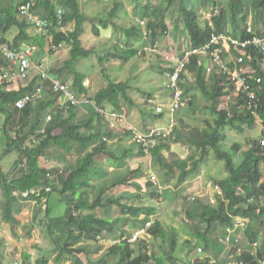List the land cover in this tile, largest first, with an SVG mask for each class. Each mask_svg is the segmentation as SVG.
I'll return each mask as SVG.
<instances>
[{
	"label": "trees",
	"instance_id": "16d2710c",
	"mask_svg": "<svg viewBox=\"0 0 264 264\" xmlns=\"http://www.w3.org/2000/svg\"><path fill=\"white\" fill-rule=\"evenodd\" d=\"M24 1L26 0H22L21 3ZM133 1L140 4V16L146 24V37L149 43L165 37L168 32L165 12L167 13L170 8L175 9L178 14V18L175 20L176 28L180 29V33L189 41L191 47L204 45L212 32L221 33L229 30L232 35L238 36L240 39L252 38L253 35L264 36V0H199L198 5L208 9L209 13L215 7L219 8L218 13L210 19L212 25L208 24V19L203 24L200 23L193 0H163L159 4H154L151 0ZM19 4L0 5V35L2 40L8 41L6 35L15 27L16 32L11 40L12 47L15 48H19L21 42L30 39L27 33L29 23L20 16ZM116 5L106 18L99 17L95 20L90 18L93 21L92 28L95 33H98L100 27L106 28L110 24L113 28H120L110 20L115 14ZM58 8L64 11L65 23L71 21L75 23V28L68 37L54 32L53 29L50 31L53 36V44L58 45L62 41H66L71 45L70 59L66 62V66H70V61L90 54L89 50L82 47L79 38L83 22L89 18L81 14L78 0H36L33 10L42 18L54 23ZM249 20L252 32L247 31L245 27ZM120 30L129 37L138 34L136 26L133 25L120 28ZM47 49L51 53L54 52L49 44ZM205 60L206 58L200 54L192 55L186 66V71L194 77L196 87L206 98L211 100L228 95L233 88L232 86L228 87L229 82L221 72L216 70L215 73L219 76L216 74V76H212L214 79L210 80L211 83L206 82ZM5 61L1 56V65ZM244 63L247 72L260 79L259 82H256L255 79L248 80L252 90L256 92V97L251 99L253 105L250 108L247 107L245 93L241 90L234 92L228 108H211L213 126L210 125L209 130L204 129L198 133L196 130L186 131L173 127L174 131L172 130L170 135L175 137L172 141H187L189 146L194 147L199 153V156L192 161V167L195 168L204 162L209 152L212 151L216 159L224 161V167L229 175L228 178L216 183L220 191L215 193L214 202L205 204L194 196L187 197V206L184 207L185 221H197L193 225V238L198 244L196 246L197 253L202 250L209 251L206 235L210 233L211 229L217 225L233 228L235 220L240 217L244 219L242 230L248 247L256 243L257 248L255 251L245 249L238 252L236 246V248L234 247L233 260L237 263L261 264L264 261V219L262 220L264 218V180L261 167L264 164V136L247 138V149L244 151H241L242 146L239 143L233 144V152L227 151L222 146L225 139L223 130L226 126L234 127L236 131L240 132L242 126L251 128L257 121L264 127V55L252 49L245 56ZM29 76L26 81H29ZM103 77L107 81L106 86L92 92L83 84L85 74L73 72L69 87L78 98L92 103L72 105L66 101L62 107H59L57 100L60 92L53 91L51 82L44 78L41 79L38 73L34 79L27 83L25 88L14 90L0 86V116L3 118L0 124V143L3 144L4 152L11 148L21 151L22 159L15 162L14 166L19 164L25 168L20 178L11 180L0 163L1 219L14 226L18 223L15 214L21 208L19 200L34 201L36 203L34 215L39 213L38 216L41 219L39 221L44 223L47 235L56 245L58 244L53 259L55 264H60L64 260H70L71 264H174L179 260L174 252L179 249L178 239L180 236L174 229H170L162 223L159 216L156 215L162 196L160 190L152 182V179V181L148 179L145 184L149 192H138L140 186L131 182L129 176L136 175L139 168L128 170L127 166V169L122 171L123 166L128 163V160H125L128 149L124 150L121 155L116 154V150L112 149L107 141L112 133L108 132L101 124L103 123L102 116L90 107L95 105L104 109L111 107L122 111L123 103H134L128 92L130 88L128 82H115L109 79L104 71ZM43 80V84L47 87V100L40 99L22 108L15 106L16 100L20 99L24 92L32 90L34 85L40 81L43 82ZM62 81L66 82L63 79ZM182 88L183 92L190 97L189 90ZM149 95L151 94L146 93L147 98L150 97ZM191 101L188 105L193 103ZM62 108L66 111L65 117L60 118L57 123L47 126V116L52 115L53 109L61 110ZM90 108L93 113L86 118H79L78 112L88 111ZM163 115L162 111L155 116L161 118ZM53 116L55 115L53 114ZM128 134L130 136V133ZM262 134H264V129ZM166 141L161 142L160 140L149 152L152 151L158 167L164 169L163 175L171 174L172 177H176L175 181L168 177L165 184L172 182L176 187L188 172L182 169L178 163L176 165V169H180L178 172L172 170V165L163 163L159 152L166 147ZM133 143L139 150L137 158L144 156L145 152L135 142ZM53 150L61 163L62 160L65 162L66 168L59 167L60 163L57 166L51 162L50 154ZM237 152L240 155L238 163L234 162L232 158V153ZM68 156L75 157L73 163H70ZM102 160L111 161L117 170L104 178L103 182L102 180L98 182L97 178L102 169L97 165ZM103 175L107 176V171H104ZM94 180H97L98 183L93 184ZM123 186L126 190L136 187V193L122 191L120 194H115L112 192ZM93 189H96L98 193L95 194ZM54 192L60 194L61 200H65L67 205L64 212L58 216L52 215L49 205L50 195ZM20 193H28V195L23 197ZM146 193L150 198L147 203L143 201ZM131 197L136 203L128 201ZM138 200L141 202L139 203ZM98 208L103 209V216L97 213ZM110 213H115L114 218H110ZM140 214H144V217L139 218ZM122 215H130L133 218L130 220V225L134 229L145 228L146 233L150 234L152 239L161 240L158 242L160 248L166 245V249L159 254L150 251V240L146 237V233H143L134 242H129L128 238L133 232L130 228L116 224L123 217ZM149 220L151 223L146 226ZM104 231L108 233L107 239L112 240L113 243L104 252V256L94 261L91 254L98 247L94 245L93 249L87 244L88 241L96 243L97 238L101 237ZM186 242L192 243L188 239ZM198 248L201 249L199 252ZM22 256L24 264L49 263L47 256H38L33 263L30 262L29 254L24 253ZM2 258L0 239V264H4ZM185 261L191 264H228L230 260L216 259L212 261V256L206 255L204 258H197L191 262L187 255Z\"/></svg>",
	"mask_w": 264,
	"mask_h": 264
},
{
	"label": "crops",
	"instance_id": "0c3cea01",
	"mask_svg": "<svg viewBox=\"0 0 264 264\" xmlns=\"http://www.w3.org/2000/svg\"><path fill=\"white\" fill-rule=\"evenodd\" d=\"M21 1L22 0H12V1L0 0V5L1 6H7V5L12 4V3H18V4L20 3L21 4ZM78 1H79V7H80L81 14H84L85 17L89 18L88 21H85V23H83L82 32L80 34V41H81L82 47L85 50L86 49L89 50L90 54L85 56V57H82L80 59H74L73 61L75 62V65H76L78 61L84 62L83 59L91 60L90 59L91 54H92V52H94L92 48H96L98 50V52L95 51L94 53L97 56L98 61H99V62L97 61V63L100 65L99 70L96 67L95 72L90 73V74L84 73L85 74V80L83 81L84 86L88 87V89L92 92L97 91L98 89L105 87L107 84V81L103 77V71L109 79H111L115 82H120V81H124V82L126 81L127 82V80H128L127 75H130V74L122 75L121 72H122L123 68L128 66L130 62H132V64L134 65V68H135V66L138 62L137 58H136V56H138V49L149 43V41L147 40V37L145 35L146 34L145 25L146 24H145L144 20L139 17V15L141 14V12H140L141 10H139V15L136 13L137 11L131 12V9L134 10L135 7L138 6V4L136 2H134L133 0H131L130 6L129 7L127 6L128 8L126 7L125 4L123 5L124 9H122V10L124 13H126V15L128 17L125 26H123L121 24V18L123 16L118 15V17H120V18L118 20H116L115 22L112 21L113 24H115L117 27H120V28L130 27L132 25L136 26L138 34L136 36L129 37L123 31H121L120 28H113V26L111 24L106 28L100 27L98 33H95L93 31V28H92V22L93 21H91L90 18L95 20L96 18L101 17L100 15H96L94 13H96L95 11L97 9V6L100 4L102 5L107 0H78ZM113 1H115V0H113ZM223 1H227V0H223ZM119 3H121V0H117V2L114 3V5L117 4L116 6L119 7L118 6ZM104 7L105 6L102 7L103 10L106 9ZM117 7H116V9H117ZM110 10L107 12V14L110 12ZM197 11H198L199 21H200V23L203 24L208 19L209 10L208 9L206 10V8L204 9L202 6L198 5ZM115 12H116V10H115ZM165 16H166V24L168 27V32L166 33L165 37L158 40L159 44L162 47L172 46V47L176 48L177 50L184 49V48L188 47L190 45L188 40H184V42H183V40H178L174 37L177 33H180V29L176 28V24H175V20L178 18V14L176 12H173V10L170 8L167 11V13L165 12ZM201 16L203 17L202 18L203 21L200 19ZM87 22L89 25H91L90 27L88 26V32H87V30L84 31V26L88 25ZM95 23L97 24V20ZM178 27L180 28L181 24ZM15 32H16V28L14 27L7 33L6 36H7L8 42H11L12 37H14ZM27 33H28L30 39L28 41H24V42L27 43L28 45H31L32 47H34V55L32 56V61L34 63L42 64L45 68L49 69L53 74L57 75L58 77H60L63 80H66V81H69L70 79H72V73L73 72H75V71L79 72V71L75 70L77 66H75V68L72 70L69 69V66H66V62L70 58L69 54H70V47H71V45L68 42L63 41L61 43L60 47L56 51L51 53V52L47 51L48 50L47 45L49 44L48 39L39 36L37 34L36 30L31 25H29V27L27 28ZM117 33H119L120 35ZM84 34H86V35H84ZM84 36H85V38H84ZM87 36H88V40H86V41H88V42L85 44V39L87 38ZM43 39H44V41H43ZM94 40H96L97 42H94ZM49 42H50V40H49ZM224 54H225V59L230 63V65H233L234 54H232V52H227V51H224ZM141 57H143V56H141ZM153 57H155V56H151V55L149 56V54L145 55V58H143V60L145 62V63H143V67H142L143 72H147L148 70L150 72L152 70V67H153L152 62H153V60H155V58H157L156 60L158 63H156L157 64L156 68L159 72H161V75H160L161 77L159 80H155L154 78H152V80H151L152 82L149 84L152 87L151 90H148V84L144 85L145 89H140V88L134 86L132 83H130V81H128L130 83V88H129L128 92H129V95L134 100V103L133 104L123 103V106L121 108V110L124 111V113L126 114L127 121L132 123L140 131H147L151 127L164 128L165 126H167L170 118H174V127L175 128H179L178 127L179 126L178 121L181 120V124L185 125L184 129L186 131L196 130L198 133H200L204 129L209 130V128L211 127L210 125L213 124V116H212V113L210 111L211 108L212 107H217L218 109L219 108H223V109L228 108V104L230 103V100H228L227 98H229L230 95L234 93L233 90L235 89V87H233L231 84H229V86L227 85L228 87L232 86V88H233L230 90V93L228 95H226L224 97H218L215 100H211L210 98H206L204 96V94L202 92H200V90L195 85L194 77L192 76L191 73L186 71L184 76H183L182 85H183L184 89L189 90V94H190V97L192 100L191 102H193V103L189 104V105L187 104L185 107H183V108L179 109L178 111L171 114L169 111V106H168L170 97H169L167 89L165 88L167 70H166L164 64L162 63V61L158 57H155V58H153ZM116 59H120V61L118 60L119 63L117 62ZM5 62H6V64H5ZM5 62H4V64L2 63V65L0 62V73L8 67V62L7 61H5ZM150 64H152V66H150ZM147 65H148V67H147ZM205 65H206V82L211 83L210 80L214 79V77H212V76H216L217 73H215L216 70H214V69L212 71H207V68L210 66V62H209L208 58H206V60H205ZM36 71L37 70L34 68H32L30 70L29 81L28 80L23 81V80L16 78L8 84V88L14 89V90H18L20 88H25L27 83L30 82L32 79H34L35 75H37ZM99 71L101 72L102 76L99 75ZM135 73H136V71H135ZM225 78H226V76H225ZM146 93H150L151 95H149V96L153 97L157 103H161L164 105L163 117H161V118L156 117L155 116L156 114H153L151 112V110H149V108L146 107V104H145L146 98H147ZM139 94H143V97L145 99L142 100L139 97ZM40 99H45V100L48 99V94L46 93V90L42 94ZM57 100L59 103V107H62L63 104L66 102L65 98L61 94H59ZM90 107L94 108V106H90ZM53 110L54 111H53L52 115H49L46 118L47 126L49 124L57 123L60 118L65 117L66 111L63 108L61 110L60 109H58V110L53 109ZM55 110H57V111H55ZM106 110L112 111L115 109L111 108V107H107ZM194 111H198V113L200 112V115H202L203 117L200 118V116H198V117L193 116L192 112H194ZM91 113H93V110L90 108L88 111L84 112V114H82V112L81 113L78 112L77 114H79V116H80L79 118H81V117L86 118ZM53 114L55 116H53ZM56 116L57 117L59 116V117L57 118ZM188 116H190V117H188ZM185 117H188V121L190 123H188L187 120L185 121L183 119ZM102 118H103V123H101V124L103 125V127L108 132L112 133V135L107 139L108 144H110V147H112V149L116 150L117 155H121L124 150L128 149L127 150L128 154L126 153L127 158L125 156V160H128V163L126 164V166H123V168L127 169V166H128V170L139 168L138 173H136V175H132V176H134L133 177L134 179L132 180V178H131V182H134V180L139 182V183L135 182L136 184H138L140 186V188H139L140 191H138V192H140V193L149 192L148 189H146L147 185L145 184V181H147L148 179L151 180L152 176H154L155 179L153 181L152 180L151 181L157 186V188L160 190V193H161V191H163V190H161V188L163 185L164 186L166 185L165 181L168 177H171L173 179L172 181L176 180V177H172L171 174L166 175V176L163 175L164 169L158 167V164L155 161L154 156L152 155V151L145 153L144 156H139V158H137L139 150L134 145V143H133L131 137L129 136L128 132H124L125 136H123L122 138H120L118 136L119 132L125 130L123 124L115 122V128L109 129L108 124H109L110 119L108 117H103V116H102ZM182 119H183V121H182ZM199 120H200V122H202V121L204 122V124H202L204 126H201V125L196 126L195 125V124L199 125L198 124ZM1 122H2V120H1ZM179 129H181V128H179ZM263 129H264V127H262V125L257 121L255 123H253L251 128H248L246 126H242V130L240 132L236 131L234 129V127H227L226 126V127H224L225 139L222 142V146L223 147L225 146V143H224L225 140H227L229 138H234L236 135H239L240 137L242 136L244 138L243 143L238 142V141L235 143H239V144L241 143V146H242L241 151H244L247 149V145L245 144L246 139L249 137H254V136H251L250 132H253V131L257 132V136H255V138H256L259 136H264V134H262ZM225 132H227V133H225ZM174 138H175L174 135H169V138L161 140V142H165L167 140L166 141L167 145L159 153L161 155V159H162L163 163L173 166V169H172L173 171H177V172L180 171V169H176L177 168L176 165L178 163L182 169H184L188 172V173H186V177L182 180V182L178 186H176L177 188L180 189V188H182V186L186 185L188 182H192V180H190V179L192 178V176H194L192 174L193 171L196 170L195 175H198L201 172L202 167H205L206 165H208L207 163H209L211 160L212 161H214V160L212 157L213 152L210 151L207 159L204 162H201L195 168L192 167V161L199 156V153L194 149V147L189 146L187 141H183V140L172 141V139L174 140ZM244 145L246 146L245 148H244ZM0 146L3 148V144L0 143ZM225 149H228V148H225ZM232 149H233V145H232V148H229L228 150H231V152H233ZM9 151L10 150H8L7 152H9ZM54 151L55 150H53L52 154H50L51 161L53 162V164L56 165V164L60 163L61 167L66 168L65 162L62 160V163H61V160H59L56 157V152H54ZM17 152L19 153V159L21 160L22 159L21 151L17 150ZM3 153H5V152L3 151ZM232 154H233L232 158H233L234 162L237 160H240V155L238 152L232 153ZM2 156H3V154H2ZM67 158H69L70 163L75 159V158L70 157V156H68ZM235 158H237V160H235ZM206 161H208V162L206 163ZM106 162H107V165L105 166ZM14 164L11 165V167L7 171H5L8 173L11 180L16 179V178H20L23 175V172L25 171V168L22 167V165L17 164L14 166ZM97 167L102 169V172L98 175V178H97L99 180L98 182H100L101 180L103 182L104 178L108 177L109 175H112L113 172L117 170L115 164L109 160H102L101 163L99 165H97ZM178 168H180V167H178ZM198 170L200 172H198ZM104 171H107V176L103 175ZM228 176H229L228 172L226 171V174H224L223 177H218V178L214 177L215 179H212V181L218 182L219 180H223V179L228 178ZM211 177H213V176H211ZM95 183L96 182L93 181V184H95ZM170 185L175 187V185L172 182H170L166 186L170 187ZM216 188H217V190L213 193L214 196H215V193L220 190L219 187L217 186V184H216ZM131 189H132L131 187L128 189L129 193H132V194L136 193L135 190L133 191ZM124 190H126V188L123 186V187L116 188V190L114 189L112 192H115V194H120V192H122ZM93 191L95 193H98L96 191V189H93ZM159 204H160V202H159ZM97 213L100 214V216H103V214H104L103 209L98 208ZM54 216H56V214ZM114 216H115V213L111 214L110 218H112V217L114 218ZM122 216L123 217L116 224L118 226H120L121 222H127L126 225H130L131 224L130 218H132V217L130 215H128V216L122 215ZM127 217L129 219H126ZM142 217H144V214L139 215V218H142ZM161 217H163V216H159V219L163 223ZM263 219L264 218H262V220ZM184 220H186V219H184ZM241 220L243 221L244 219H241ZM238 221H239V219H237V222ZM237 225L238 224H236V222H235V225L233 228H227V227L225 228L223 226H220V228L222 230L219 227H218L219 230L218 229H216V230L211 229L210 230L209 234L215 233L214 236H216L218 234V232H220V234L224 238L223 241H221L217 238H214L212 236L206 235V239L208 240V243H209V246H208L209 251H213V252L215 251L214 252V253H216L215 255L221 261L227 260V259L230 260L228 263H232V261H234L232 258L233 255L231 257L229 256V258H228L227 256L220 254V250L223 247L227 248V247H229L228 245H231L233 247L231 253H233V250H235L234 246H237V251L240 252L241 249L238 247L239 242H241L240 240H238L239 236L241 235V238L242 239L244 238L246 240V238L243 234V230H242L243 227H239ZM135 230L136 229H134L131 232H134ZM107 236H108V233H106L104 231L102 233L101 237L97 238L96 241L105 240L106 243L111 242L112 240L110 241L109 239H107ZM146 237H151V236H150V234L146 233ZM187 238H188V240H191L192 243H194V241H192V237L191 238L186 237L184 239H187ZM179 239H178V242H179ZM91 242H93V241H88V244ZM100 249L101 248L98 247V249L96 251H92V254H95ZM104 252L98 258H100L101 256H104V254H105ZM3 259H4V257L2 258V260ZM22 259H23V256H22ZM70 262L71 261H69V262L66 261V264H68ZM85 262L88 263L87 261H85ZM14 263L17 264V262H14Z\"/></svg>",
	"mask_w": 264,
	"mask_h": 264
},
{
	"label": "rangeland",
	"instance_id": "374dc122",
	"mask_svg": "<svg viewBox=\"0 0 264 264\" xmlns=\"http://www.w3.org/2000/svg\"><path fill=\"white\" fill-rule=\"evenodd\" d=\"M10 1H12V0H10ZM151 1L154 4H159L163 0H151ZM116 2H117V0L105 1L102 5L100 4L97 6V9L95 11L96 13H94V14L100 15L101 16L100 18H106L107 12L114 7V3H116ZM130 2H131V0H121V3L118 4L119 7H117L115 14L111 17L110 20L115 22L116 20H118L120 18V17H118V15L123 16L121 18V24L123 26H125L128 17L126 15V13L123 12L122 9H124L123 8L124 4L126 5V7L127 6L129 7ZM193 5L197 9L198 0H193ZM103 6H105L104 8H106L105 10H103V8H102ZM171 9L173 10V12H176L175 9H173V8H171ZM139 10H140V4L138 2V6H136L134 10L131 9V12L137 11L136 13L139 15ZM139 17L141 18L140 15H139ZM202 18L203 17L201 16L200 19L203 21ZM87 24H88V22H87ZM88 26L90 27L91 25H89V24L85 25L84 31L87 30V32H88ZM117 34H119V33H117ZM84 35H86V34H84ZM174 37L178 40H183V42H184V40H186L185 36L182 35L181 33H177ZM79 38H80V36H79ZM84 38H85V36H84ZM86 40H88V36L85 39V44L88 42ZM94 42H97V41L94 40ZM92 49L94 52L95 51L98 52V50L96 48H92ZM94 52H92L91 58H90L92 61L89 59H86V60L83 59L84 62L78 61L77 62L78 65L77 64L75 65V62L72 60V61H70L69 69L72 70L75 68V66H77L75 70H77L79 72L81 71L82 73H85V74H88V73L90 74V73L95 72L96 67L99 70L100 65L97 63L98 58ZM136 58H137L138 62L136 64L135 68H134V65L132 64V62H130L128 66L123 68V70L121 69L122 70L121 74L122 75L130 74V75H127L128 76L127 82L130 81V83H132L134 86H136L140 89H145L144 85L148 84V90H151L152 87L149 84L152 82L151 81L152 78H154L155 80H159L161 77L160 76L161 72H159L156 68V65H157L156 63H158L156 60L157 58L153 57V58H155L156 61L153 60V62H152V64H153V67H152L153 71L151 70L152 72L151 71L149 72V70L147 72H143L142 67H143V63H145L143 58H145V55H143V57H141V55H138V56H136ZM78 59H80V58H78ZM116 60H117V62H118V60L120 61V59H116ZM152 64H150V66H152ZM147 67H148V65H147ZM135 71H136V73H135ZM99 75L102 76L100 71H99ZM66 82L68 84H70L71 79L69 81H66ZM130 83L128 82L129 85H130ZM139 97L142 100L145 99L143 97V94H139ZM86 111L87 110H84V111L82 110V114H84V112H86ZM192 115L196 116V117L200 116V118L203 117L202 115H200V112L198 113V111L192 112ZM188 117H190V116H188ZM188 117H185L186 119L185 118H183V119L185 121L187 120V122L190 123L188 121ZM172 119L174 121V118H172ZM183 119H182V121H183ZM1 120H3L2 116H0V123H1ZM178 124H179V126H178L179 128L184 129L185 125L181 124V120L178 121ZM198 124L199 125H197V124H195V125L196 126H200V125L204 126V125H202V124H204L203 121L200 122V120H199ZM225 133H227V132H225ZM250 133H251V136H254V137L257 136V132L253 131ZM256 138H258V137H256ZM243 139L244 138L242 136L240 137L239 135H236L234 138H229V139L225 140L224 149L225 148H228V149L232 148V145L235 144V142H237V141L243 143ZM245 144H246V141H245ZM245 147L246 146L244 145V148ZM228 149H226V150H228ZM3 151H4L3 148L0 146V160H1L0 163H1L3 170L7 171L11 167V165H13L15 162H17L19 160V153L14 148H11L9 152L3 153ZM228 151H231V150H228ZM2 154H3V156H2ZM212 157H213L214 161L211 160L209 163H207L208 161H206V163L208 165H206L205 167H202L201 172L198 170V172H200L198 175H195L196 170L192 172V174L194 175L190 179V180H192V182H188L186 185L182 186V188H180V189L177 187H174L172 185H170V187L163 185L161 188V190H163V191H161V195H162L161 201H160V204H158L159 210L157 211L156 215L157 216H163V217H161L163 223L168 228L174 229L180 235V239L178 242L179 243V245H178L179 249L174 252L177 254L179 260L174 264H191V263H188L185 261V259L187 258V255L189 256L191 262H193L197 258H204L206 255L212 256V261H215L216 259H218V257L215 255L216 253H214L215 251L214 252L213 251L204 252L202 250V252L197 253L196 246H198V244H196L197 241L195 240V238H193V231H194L193 225L196 224L197 221L193 220V221L186 222L184 220V219H186L184 207L187 206V202H186L187 197L194 196L195 198H197L198 200H200L201 202H203L205 204L206 203H212L215 201L213 198V197H215L213 195V193L217 190V188H216L217 182L212 181V179H215L218 177H223V175L226 174V170L224 167V161L222 159H216L214 154H212ZM73 158H75V157H73ZM235 160H237V158H235ZM237 161L239 162V160H237ZM106 165H107V162L105 163V166ZM57 166H59V165H57ZM59 167H61V166H59ZM261 167H262V179L264 180V164H262ZM124 170L125 169H123L122 171H124ZM211 176H213V177H211ZM133 177L134 176H129V178H132V180L134 179ZM94 181L97 182V180H94ZM134 182L139 183L136 180H134ZM131 188H132L131 190H133V191L135 190V188H133V187H131ZM126 191L128 192V190H124V192H126ZM23 195H25V194L23 193ZM147 195H148V193H146V195H144V198H143V201L146 203L150 199L147 197ZM91 196H92V194H91ZM1 201H2V196L0 195V202ZM128 201L132 202V203H136L135 200L132 199V197ZM152 201L157 202L154 200H152ZM138 202L140 203L141 200H138ZM19 203H20L21 208L15 214V217L17 218L18 223L15 224L14 226H11L9 223H6L5 221H3L1 219V215H0V239H1V250L3 252V257H4V259H3L4 264H16L14 262H17V264H24L23 259H22V254H24V253L30 254V257H31L30 262L31 263H33L37 259L38 256L39 257L47 256L49 259L48 264H55L53 262V259H54V256L56 255V249H57L58 244L56 245L55 242L51 239V237L49 235H47V231L45 229L44 223L39 221V219H40L38 216L39 213L34 215L36 203L34 201L26 200V199L19 200ZM49 205L52 209V212H51L52 215L56 214V216H58L60 213H63L67 207L65 200H61V195L56 193V192H54L50 195ZM0 214H1V210H0ZM130 220H132V218H130ZM126 223L127 222H121L120 226H122L124 228H130V230L133 231L134 230L133 226L126 225ZM237 226L241 227V225H237ZM218 227L220 228V226L217 225L214 229L216 230V229H218ZM214 234H207V235L223 241L224 238L222 237L220 232H218V234L216 236H214ZM190 236L192 237V241H194L193 244L192 243L189 244L186 242V240L188 238L184 239L186 237L191 238ZM147 238L150 240L149 250L155 252V254L162 253V251L164 249H166V245L162 246L163 249L160 248V246L158 245V242L161 241L160 239L154 240V239H151V237H147ZM238 240L241 241V242H239V246H238L241 250H245L248 248L247 241L244 238L242 239L241 235L239 236ZM111 242L106 243L105 240H101V241H96V243L87 244L88 246H91L93 249H94V245H97V247L101 248L98 252H96L95 254H92L91 258L93 260H96L101 254H103L104 251L107 250V248L110 246V244L113 243V242L112 243ZM192 246H194V247L191 248ZM228 246L230 248L229 247H227V248L223 247L220 250V254H223V255L227 256L228 258H229V256L231 257L232 255L234 257V255H235L234 250H233V253H231L233 247L231 245H228ZM234 247L236 248V246H234ZM252 250H253V248H252ZM94 251H95V249H94ZM66 261L69 262L70 260H64L61 264H66ZM68 264H71V262ZM232 264H236V261L235 262L232 261Z\"/></svg>",
	"mask_w": 264,
	"mask_h": 264
},
{
	"label": "built area",
	"instance_id": "2783aa9c",
	"mask_svg": "<svg viewBox=\"0 0 264 264\" xmlns=\"http://www.w3.org/2000/svg\"><path fill=\"white\" fill-rule=\"evenodd\" d=\"M35 1L36 0H26L22 2L19 5L20 16L24 17L39 34L51 35L50 31L53 29L56 30V32L68 35L71 29L64 26L61 11H57L56 21L53 23L34 12L33 7ZM218 9V7H215L208 14L209 25H212L210 19L218 13ZM245 27L247 31L252 32L250 21L247 22ZM228 31L221 33L212 32L207 42L200 47H191L190 44L184 49L177 50L172 46L162 47L158 41H155L138 49V55L150 54L158 57L164 64L167 70L165 88L170 97L168 106L171 114L185 107L191 100V97L183 92L182 83L183 76L186 72V66L191 56L196 54L208 58L210 66L207 68V71H212L214 69L221 72L222 75L226 76L227 82L236 88L234 92L241 90L245 93L248 108L253 105L251 99L256 97V92L252 90L248 80L255 79L256 82H259L260 79L255 78L253 74L247 72L244 58L252 49L264 55V36L253 35L252 38L240 39L238 36L232 35L230 31ZM224 51L234 54L233 65H230L225 59ZM0 55L8 62V67L0 73V86L8 87V84L16 78L26 80L29 76V71L34 68L37 70L36 72L41 79L44 78L51 82L53 91L60 92L65 100L69 101L72 105L92 103L91 101L78 98L67 82H63L55 75H50L42 64L34 63L32 61L34 47L28 45L24 41L20 43L19 48H15L12 47L11 42L2 40L0 35ZM43 83L44 80L34 85L32 90L24 92V95L16 100L15 106L22 108L30 103L38 101L47 89ZM232 96L233 94L227 99L231 101ZM145 104L146 107L155 114L161 113L164 110V105L157 103L151 96L146 98ZM94 110L100 116L110 119L108 124L109 129L115 128V122L123 124L125 130L119 132L118 136L122 138L125 131L130 133L132 141L145 153H148L149 150L154 148L160 140L167 138L174 127V121L170 118L167 126L164 128L151 127L147 131H140L132 123L127 121L124 111H107L95 105ZM151 179L154 180L155 177L152 176ZM150 223L151 220L146 223V226ZM237 224L242 226L243 221L239 219ZM143 233H145V228L133 232L128 238V241L134 242ZM200 250L201 249L198 248V251Z\"/></svg>",
	"mask_w": 264,
	"mask_h": 264
},
{
	"label": "clouds",
	"instance_id": "9594fccd",
	"mask_svg": "<svg viewBox=\"0 0 264 264\" xmlns=\"http://www.w3.org/2000/svg\"><path fill=\"white\" fill-rule=\"evenodd\" d=\"M58 10H60L61 11V14H62V17H63V22H64V26H66V27H68V28H70L71 29V31H69V33L70 32H72L73 30H74V28H75V23H74V21H71V22H69V23H65V20H64V11L61 9V8H58L57 9V11ZM35 12V11H34ZM57 13V12H56ZM84 15V14H83ZM85 16V15H84ZM85 21H88V20H85ZM85 21L83 22V23H85ZM30 25V24H29ZM54 32H56V30H54ZM57 33H59V32H57ZM39 36H41V37H44V38H46V39H48V43H49V45H50V48H52L53 49V51H56L59 47H60V45H61V43L63 42H61V43H59L58 45H56V44H53L52 43V41H53V36H52V34L51 35H47V34H39V33H37ZM62 34V33H61ZM64 35V34H63ZM69 35V34H68ZM68 35H65L66 37H68ZM49 40H50V42H49ZM69 56H70V54H69ZM70 59V58H69ZM46 70H47V72L50 74V75H55V74H53L49 69H47L46 68ZM55 76H57V75H55ZM58 77V76H57ZM60 78V77H59ZM61 79V78H60ZM62 80V79H61ZM67 101V100H66ZM48 189H50V188H48ZM20 194H23V193H20ZM25 195L23 196V197H26L27 195H28V193H24ZM46 207V206H45ZM238 219H243V218H238ZM236 222V224H237V220L235 221ZM243 225H244V220H243ZM242 225V226H243ZM241 226V227H242ZM249 246V245H248ZM252 248H253V250H252ZM256 248H257V244L256 243H254L252 246H250V247H248L247 248V250H252V251H255L256 250ZM235 262V261H234ZM228 264H232V263H228ZM236 264H244V263H237L236 262ZM261 264H264V261H262L261 262Z\"/></svg>",
	"mask_w": 264,
	"mask_h": 264
},
{
	"label": "water",
	"instance_id": "95a60500",
	"mask_svg": "<svg viewBox=\"0 0 264 264\" xmlns=\"http://www.w3.org/2000/svg\"><path fill=\"white\" fill-rule=\"evenodd\" d=\"M21 196H24L23 194H21Z\"/></svg>",
	"mask_w": 264,
	"mask_h": 264
},
{
	"label": "bare ground",
	"instance_id": "6f19581e",
	"mask_svg": "<svg viewBox=\"0 0 264 264\" xmlns=\"http://www.w3.org/2000/svg\"><path fill=\"white\" fill-rule=\"evenodd\" d=\"M137 231V230H136ZM145 233H146V230H145Z\"/></svg>",
	"mask_w": 264,
	"mask_h": 264
}]
</instances>
